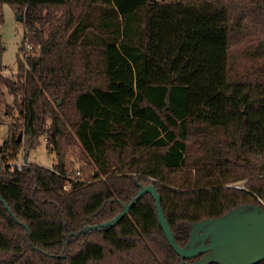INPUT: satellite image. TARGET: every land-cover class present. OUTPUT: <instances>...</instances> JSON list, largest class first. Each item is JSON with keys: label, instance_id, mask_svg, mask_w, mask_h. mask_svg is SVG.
I'll return each mask as SVG.
<instances>
[{"label": "trees", "instance_id": "16d2710c", "mask_svg": "<svg viewBox=\"0 0 264 264\" xmlns=\"http://www.w3.org/2000/svg\"><path fill=\"white\" fill-rule=\"evenodd\" d=\"M3 4L25 34L11 78L0 32V107L22 120L0 150V264H219L173 250L151 194L88 228L140 184L180 247L264 207V0H0V24ZM18 131L54 167L19 170Z\"/></svg>", "mask_w": 264, "mask_h": 264}, {"label": "water", "instance_id": "95a60500", "mask_svg": "<svg viewBox=\"0 0 264 264\" xmlns=\"http://www.w3.org/2000/svg\"><path fill=\"white\" fill-rule=\"evenodd\" d=\"M19 19L23 18L20 16ZM18 140H22V134ZM139 186L137 196L125 205L123 211L113 220L88 229L101 230L116 226L145 194H151L155 199L158 217L168 242L183 259L204 255L202 262L219 264H258L264 260V207L237 208L226 216L199 222L192 227L189 242L180 247L166 219L156 187L153 184ZM0 201L12 213L1 195ZM25 227L29 231V228Z\"/></svg>", "mask_w": 264, "mask_h": 264}, {"label": "rangeland", "instance_id": "374dc122", "mask_svg": "<svg viewBox=\"0 0 264 264\" xmlns=\"http://www.w3.org/2000/svg\"><path fill=\"white\" fill-rule=\"evenodd\" d=\"M3 12V23L0 24V32L6 50L4 52L2 63L4 66L3 74L7 77H15L17 74L18 62L17 55L19 53L20 47L22 45L24 34H25V25L23 19L20 20L15 9L9 4L2 5ZM24 18V17H22ZM25 60V56H21ZM7 100L9 104L13 102V98L7 95ZM6 106L0 107V150L4 148L5 141L9 138L10 128L13 124H21L22 120L18 119L19 114L17 111H13L14 115L7 114ZM50 123H47L49 126ZM18 136L22 134V145L21 149L12 162L15 165L24 164L26 159L30 164H37L47 168L54 167L56 163V155L53 151L48 148V141L46 137L40 139V143L36 148L30 149L27 154L25 148V139L26 134L22 132H17ZM6 153L9 154V151ZM1 158V155H0ZM77 165V163H76ZM244 182H236L233 185L236 187H242Z\"/></svg>", "mask_w": 264, "mask_h": 264}, {"label": "built area", "instance_id": "2783aa9c", "mask_svg": "<svg viewBox=\"0 0 264 264\" xmlns=\"http://www.w3.org/2000/svg\"><path fill=\"white\" fill-rule=\"evenodd\" d=\"M28 49H31L30 46H28ZM30 163H28V161H26L24 164H20V165H17L18 169L19 170H22V168L26 165H29ZM66 189H69L68 187H66Z\"/></svg>", "mask_w": 264, "mask_h": 264}, {"label": "crops", "instance_id": "0c3cea01", "mask_svg": "<svg viewBox=\"0 0 264 264\" xmlns=\"http://www.w3.org/2000/svg\"><path fill=\"white\" fill-rule=\"evenodd\" d=\"M26 161H27V159H26Z\"/></svg>", "mask_w": 264, "mask_h": 264}]
</instances>
